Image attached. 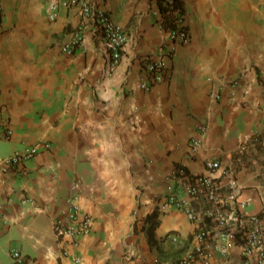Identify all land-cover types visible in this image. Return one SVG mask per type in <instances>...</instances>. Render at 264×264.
I'll return each instance as SVG.
<instances>
[{"label":"crops","instance_id":"obj_1","mask_svg":"<svg viewBox=\"0 0 264 264\" xmlns=\"http://www.w3.org/2000/svg\"><path fill=\"white\" fill-rule=\"evenodd\" d=\"M64 1L0 0V120L10 131L0 157L40 147L0 170V264H13L14 250L30 264H172L196 224L157 202L168 176L205 174L210 159L221 162L212 176L222 192L235 177L239 200L251 199L247 212L264 213V0H183L190 41L172 56L156 0H90L128 33L115 68L96 23ZM53 3H61L55 20ZM81 28V44L65 53ZM146 58L168 67L149 90ZM71 196L95 221L64 256L56 221ZM155 209L157 226L147 219ZM171 232L180 242L166 239ZM211 264L258 263L235 250Z\"/></svg>","mask_w":264,"mask_h":264},{"label":"built area","instance_id":"obj_2","mask_svg":"<svg viewBox=\"0 0 264 264\" xmlns=\"http://www.w3.org/2000/svg\"><path fill=\"white\" fill-rule=\"evenodd\" d=\"M171 1V0H166ZM61 3L51 5L50 18L55 20ZM69 8L79 7L82 13L96 23V33L103 39L104 47L110 58L111 68H115L122 59L123 51L128 42V33L116 24L103 9L95 7L90 0H65ZM180 13V11H178ZM3 17V7L0 4V19ZM180 28L169 29L170 40L162 47L167 56L175 53L176 45L190 41V31L187 29L184 15L179 22ZM84 29L69 42L63 50L72 55L84 38ZM141 87L149 90L151 86L166 80L168 67L162 59L146 58L143 64ZM222 88H216L211 95L216 100L222 96ZM10 135L7 124L0 120V136ZM45 146H50L45 142ZM193 150L201 144L200 139L193 140ZM40 151L38 144L28 145L15 150L12 154L0 157V170L8 171L21 167L25 162L36 156ZM221 168L218 159L206 162L207 173L189 175L184 169L168 176L167 191L157 202L161 212L178 210L183 212L191 222L196 224L193 239L172 264H211L215 255L230 257L235 250L248 262L261 264L264 262V213H249L246 206L251 201H240L242 185L237 178L231 177L227 193L222 192L220 182L212 173ZM94 217L86 212L77 202V196H71L66 201L62 217L56 221V232L65 245L63 255L69 256L68 247H77L81 240L92 232ZM166 239L173 243L180 242L179 234L168 233ZM13 264H24L26 258L19 250L12 252ZM77 262L80 257H76Z\"/></svg>","mask_w":264,"mask_h":264},{"label":"trees","instance_id":"obj_3","mask_svg":"<svg viewBox=\"0 0 264 264\" xmlns=\"http://www.w3.org/2000/svg\"><path fill=\"white\" fill-rule=\"evenodd\" d=\"M156 1L158 2L160 11L162 13V19H161L162 26L167 30L180 28L179 26L180 19L185 14L183 0H171V1L156 0ZM178 11H180V13H178ZM1 20L2 19H0V23ZM187 29H189L188 25H187ZM158 214L159 212L157 211V209H155L151 214L147 216V219H150L152 221L153 226L154 225L157 226ZM24 264H30L29 258L26 259Z\"/></svg>","mask_w":264,"mask_h":264},{"label":"rangeland","instance_id":"obj_4","mask_svg":"<svg viewBox=\"0 0 264 264\" xmlns=\"http://www.w3.org/2000/svg\"><path fill=\"white\" fill-rule=\"evenodd\" d=\"M188 25V24H187ZM189 27V26H188Z\"/></svg>","mask_w":264,"mask_h":264}]
</instances>
